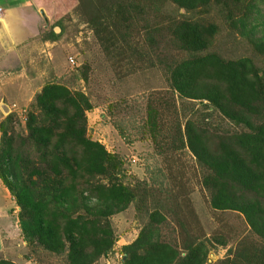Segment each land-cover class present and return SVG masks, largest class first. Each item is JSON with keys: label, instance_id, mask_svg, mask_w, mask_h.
I'll return each mask as SVG.
<instances>
[{"label": "trees", "instance_id": "1", "mask_svg": "<svg viewBox=\"0 0 264 264\" xmlns=\"http://www.w3.org/2000/svg\"><path fill=\"white\" fill-rule=\"evenodd\" d=\"M75 9L105 55L125 60L121 76L163 73L165 85L149 90L146 132L157 147L186 148L209 207L237 213L244 230L228 245L219 234H189L174 216L179 237H161L168 201L126 180L118 155L86 132L90 94L69 87L87 81L81 64L65 82H44L22 123L12 112L0 119V182L22 240L63 264L115 252L122 264H205L212 241L226 249L211 264H264V0H76ZM54 25L59 32L40 39H59L64 26ZM129 204L139 228L116 250L110 216Z\"/></svg>", "mask_w": 264, "mask_h": 264}, {"label": "rangeland", "instance_id": "2", "mask_svg": "<svg viewBox=\"0 0 264 264\" xmlns=\"http://www.w3.org/2000/svg\"><path fill=\"white\" fill-rule=\"evenodd\" d=\"M40 1L48 15L45 31L54 29L59 32L54 25L56 20H61L64 29L53 44L33 48L30 61L19 63L13 71L6 70L0 74V119L12 112L22 123L28 99L39 85L49 80L65 82L73 69L86 64V82L78 80L71 85L66 82L70 88L80 87L90 94L93 107L85 112L86 132L92 139L101 142L106 150L118 155L126 180L144 181L151 189L153 198L161 195L160 199L168 201L165 207L168 211L167 221L161 226V237L166 240L179 237L176 217L189 234H219L229 240L228 245L232 244L236 233L244 230L242 218L237 213L210 208L198 179L197 166L187 149L171 151L162 143L160 147L155 146L143 126L149 90L165 85L163 73L152 69L121 76L128 65L119 56L105 55L76 11V0ZM223 28L224 25L220 24L216 43H222L224 39ZM67 56L73 58L72 64L67 61ZM17 60L12 62L18 64ZM19 71L21 75H16ZM111 103L113 106L108 109ZM213 119L212 122H218V118ZM131 158H134V162ZM3 188L0 182V218L3 211V219L0 220V257L14 264H63L61 256L22 240L17 206ZM135 213L132 204H129L110 216L116 250L137 234L139 224ZM208 248L205 264L222 258L226 249L216 241H212ZM107 261L108 264H122L121 259L116 257ZM92 264L106 262L101 257Z\"/></svg>", "mask_w": 264, "mask_h": 264}, {"label": "crops", "instance_id": "3", "mask_svg": "<svg viewBox=\"0 0 264 264\" xmlns=\"http://www.w3.org/2000/svg\"><path fill=\"white\" fill-rule=\"evenodd\" d=\"M39 1L0 0V74L6 70L13 71L19 63L26 60L30 61L29 59L32 58L31 50L36 46L49 45L55 42V40L49 39L42 40L39 37V34L44 32L47 27L48 16L45 6ZM54 32L56 31L54 30ZM12 60H17L18 64ZM16 75H21L20 71ZM32 78L30 77V79ZM3 190L5 191V187ZM2 215L3 211L1 210L0 220L3 219Z\"/></svg>", "mask_w": 264, "mask_h": 264}, {"label": "built area", "instance_id": "4", "mask_svg": "<svg viewBox=\"0 0 264 264\" xmlns=\"http://www.w3.org/2000/svg\"><path fill=\"white\" fill-rule=\"evenodd\" d=\"M0 10H1V9H0ZM67 61H68L70 64H72V63H73V58H72L71 56H67ZM12 106H13V104H12ZM131 161L134 162V158H131ZM114 256H115L116 258H118V260H119V259H122V254L119 253V252H115V253H114ZM103 258H104L106 264H108V261H107L108 258H107V257H103Z\"/></svg>", "mask_w": 264, "mask_h": 264}]
</instances>
